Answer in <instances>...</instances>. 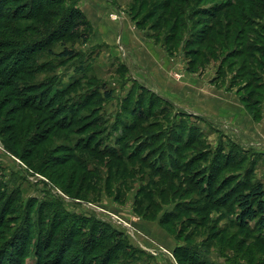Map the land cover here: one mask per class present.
<instances>
[{
	"label": "rangeland",
	"instance_id": "obj_1",
	"mask_svg": "<svg viewBox=\"0 0 264 264\" xmlns=\"http://www.w3.org/2000/svg\"><path fill=\"white\" fill-rule=\"evenodd\" d=\"M68 1L72 2L66 0L65 8ZM151 1L143 6L134 0L105 2L114 10L108 14L110 19L117 20V15L125 13L136 26L132 14L148 26L161 13L157 9L148 10ZM224 1L228 2L203 0L201 3L215 2L222 6L227 3ZM76 4L81 9L78 0ZM15 5L16 2H11L5 7ZM259 10L261 13L262 9ZM221 14L222 10L217 19L225 24L228 19H220ZM84 16L91 25L90 32L80 26L76 34H66L59 40L46 42L42 48H34L38 51L28 65L29 81L36 86L30 92L22 87L21 93L26 98L21 101L29 99L41 109L35 110L29 119L24 116L15 141L9 138L11 134L6 127L16 124L19 113L26 114L31 109L16 106L18 101L5 94L8 87L0 81V185L4 187L0 191V209L8 213L2 223L0 243L10 241L17 246L16 250L11 244L8 246V251H13L9 256L21 258L20 264H33L37 247L48 231L51 244L43 251L54 257L60 243V229L50 223L55 215L61 217L66 212L68 224L63 228L77 221L73 226L81 229L74 240L85 237L91 224L96 234L105 226L106 233L110 227L121 234L120 239L129 245V250L114 264H180L175 252L181 249L189 252L191 248L205 264H264V243L255 239L260 231L254 221L245 227L240 225L234 200L237 189L257 181L264 185V153L257 151L254 144H246L247 140L228 127L224 128L226 123H221L222 127L214 119L186 115L189 111L150 89L147 81L136 74V53L122 42V30L116 33L114 44L108 43L104 36L97 35L85 13ZM260 20L264 22V17ZM179 27L175 52L170 54L164 48L169 55L180 53L179 58L183 61L184 57L187 63L184 50L179 48L185 40L195 47H213L210 40L200 44L207 25L190 23L187 34L184 27ZM259 30L264 33L262 27ZM261 38L264 43V35ZM249 42L242 36L239 44L231 41L226 46L243 47L244 54L228 58L221 71L223 81L215 83L230 88L239 100L237 87L248 75L237 80L233 76L243 61L246 60L248 69L253 63ZM65 47L73 51L72 56L57 54ZM198 59L199 64L205 63L201 55ZM218 62L204 66V81L217 74ZM210 79L207 82L211 83ZM230 82L233 87H229ZM142 86L171 102V112L161 115L163 103L148 98L150 94L144 93ZM252 89L244 86L239 92L248 93ZM257 93L258 97L253 98L259 99L260 121L264 116V89ZM47 100L50 106L45 103ZM148 106L152 114L145 118L130 111L136 107L146 110ZM154 111L158 112L157 116L153 115ZM173 111L174 122L170 124L169 114ZM188 127L190 131L186 130ZM18 135L23 136L25 143L19 144ZM170 139L167 146L165 140ZM81 145L90 148L79 150ZM93 147L95 153L88 150ZM217 153L224 154L229 161H218ZM78 155L82 161L72 168V156ZM62 167L66 170L57 176ZM42 205L44 213L38 218ZM22 211L29 214H21ZM244 248H251V254L243 256ZM100 254L93 250L87 259L97 263Z\"/></svg>",
	"mask_w": 264,
	"mask_h": 264
},
{
	"label": "trees",
	"instance_id": "obj_2",
	"mask_svg": "<svg viewBox=\"0 0 264 264\" xmlns=\"http://www.w3.org/2000/svg\"><path fill=\"white\" fill-rule=\"evenodd\" d=\"M19 1L20 0H0V81L2 85L8 87L5 94L9 95L15 101H18L16 106L28 110L31 109V111H27L26 114H18L15 119V123L18 124L17 127L16 124L6 127V130L10 131L11 134L9 138H12L14 141L16 140L17 134H19L18 126L23 118H25L24 116H27L29 119L35 110L41 109L40 105L39 107H35L37 103L30 102L29 99H27V102L21 101L23 98H26L21 93L22 87L25 88L26 91H29L30 88L36 86L35 83L29 81L31 79L29 75V60L32 61L33 56L38 51L37 49L44 47L46 42H54L66 34H76L80 26H85L89 32L91 31V25L88 19L76 4L77 0H72L71 3L68 1L67 8L63 5L66 0H21V4H19ZM134 1L139 2V5L141 4L140 6L146 5L148 2V0H140L141 3L139 0ZM202 1L203 0H158L156 2L155 0H152L149 3L151 7L148 8V10L157 9L160 10L161 13H159L158 17H156L148 26L142 25L140 19L132 14L130 15L131 19L135 22L136 27L141 30L148 29L151 31L148 36L154 38L156 42H160L170 54L175 52L176 45H174V43L175 40H178L176 34L179 32L180 25L186 30L185 34L189 33L187 25L190 23L193 24V26L202 23L207 25L206 29L203 30L201 34L200 44L204 41L210 40V43L213 42V47H211V49H208V46L205 48L195 47V45L188 40L187 43L186 40L185 42L183 41L179 48L184 50V55L187 59V70L190 72L203 71L206 64L211 61L218 62L219 59L217 74L211 79V81L216 84H218L216 81H223L221 71H223L224 62L228 58H235L244 54L243 47L226 48V46L231 43V41H238L239 44L241 37L246 36L250 40L249 52L253 59V63L252 65H249L250 69H248L245 67L247 66L245 63L246 60L243 61L238 67L235 76H233V80L248 75V79H246L241 85H238L237 92L240 96V101L251 114L252 118L254 120H259L261 118L257 106L259 99H254L253 96L258 97V90L261 88L264 89V43L261 38L264 33L259 30L261 27L264 29V22L260 20L262 16L264 17V0H228V2L224 1L227 3L222 6L217 5L215 2H212L211 4H203L201 3ZM11 2H16V5L11 6L9 9L7 6L5 7V5L10 4ZM228 3L230 4L229 6H227ZM259 9H262L261 13H259ZM221 10L223 14L220 15V19H228L225 24L220 23V20L217 19ZM130 11L131 9L128 12ZM148 18H151V16L149 15ZM27 19L32 22L29 24L24 23L23 20ZM208 19L211 21L209 22ZM22 23H24V25H22ZM234 25H236V30L233 32ZM171 43L173 45H171ZM35 47L37 49H34ZM57 54L59 56L70 57L73 55V51L65 47ZM200 55L203 57L204 64H199L200 61L198 58ZM232 64L234 63H231V65ZM196 65L199 66L195 67ZM228 69H230V67ZM222 75H224V72ZM17 81L22 85H18ZM233 86L234 84L230 82L229 87ZM244 86H252L253 89L248 93H240ZM142 87L144 93L148 92L150 94L148 95V98H155L159 103H163V105H161V110L159 111L161 115L171 112L170 109L173 107L171 102L149 88ZM35 91L37 92V90ZM153 94H155V96ZM251 98L253 101H251ZM45 103H49L48 100ZM148 103L150 105L149 100ZM150 109V106H148L146 110L143 107H136L130 111L133 115L139 118H145L146 115L152 114V111H149ZM179 112L183 113L184 111L179 110ZM185 114L193 116L188 112ZM153 115L157 116L158 112L154 111ZM174 117L175 112L173 111L169 114L168 121L170 124L174 122ZM60 127L64 128L65 125H61ZM186 130L190 131V127L186 128ZM3 131L5 130L3 129ZM18 138L19 144L25 143L23 136L18 135ZM187 141H185V143L187 142V144H189L190 141L188 139ZM165 142H167L166 144L168 146L171 143V139L168 141L165 140ZM82 148H90V146L81 145L78 149L81 150ZM88 150L94 153L96 152L94 147ZM108 153L113 154V151H109ZM78 156H72V168H74V166H79L80 161H82L81 156ZM119 158L121 157L119 156ZM217 158L218 161L222 163H227L229 161L222 153H217ZM58 164H60L59 166L62 165V163ZM65 170L66 168H59L58 172L61 173L57 176L62 175ZM0 186L2 187L0 188L1 191L4 187L2 185ZM13 191H18L19 193L20 190L13 189ZM234 200L239 209L237 221H239L240 225L243 227L247 226L249 222L254 221V226L260 231L258 237L261 238L259 239L258 237H255V239L258 242L264 243L263 182L257 181L245 185L240 190L237 189L235 191ZM44 206L42 205L39 207L38 218L40 217V214L41 216L43 215ZM26 213L29 214V211H22L21 214L26 215ZM6 214H8L6 210L0 209V234L2 232L1 229L4 227L2 223L5 220ZM57 217L58 216L55 215L50 223L60 229L58 231L60 243L56 245L57 249L54 253V257H48V253L43 251L49 246V244H51V234L47 231L44 232L45 235L42 244H39L40 247H37V251L35 252L37 259L33 264H114V261L120 258L121 255L128 253L129 245L126 243L124 244V239H120L121 234L118 231L112 230V228L109 227V233H106L104 229L105 226L104 228H99L98 234H96V232L93 231L94 224H91L89 232L85 237L83 235L80 239L74 240L73 238L76 234L78 235V233H81L79 227L73 226L76 225L77 221L75 223L73 222L72 226L69 224L68 227L63 228L65 226L64 224L67 223L68 213L63 212L61 217ZM73 219L75 218L73 217ZM27 224L29 225V223ZM9 242L10 241L0 243V264H20L23 261H21V258L17 259V257L9 256L13 253L12 250L8 251V246L11 244ZM11 245L15 248L14 250H16L17 246L13 245V243ZM93 250L101 253L99 255L101 256L100 260L97 263H92L91 259H87L89 257L88 255ZM7 251L9 252L8 254ZM250 252L251 248H244V251H241V254L247 256L248 254H251ZM175 253L179 258L180 264H205L203 260L197 257L195 250L192 248L189 252H184L181 249L179 252ZM68 254L70 255L68 256Z\"/></svg>",
	"mask_w": 264,
	"mask_h": 264
},
{
	"label": "crops",
	"instance_id": "obj_3",
	"mask_svg": "<svg viewBox=\"0 0 264 264\" xmlns=\"http://www.w3.org/2000/svg\"><path fill=\"white\" fill-rule=\"evenodd\" d=\"M105 1L78 0L94 31L98 36H104L108 43L114 44L116 33L122 30V42L136 53V74L147 81L150 89L192 115L205 120L214 119L220 126L226 123L224 128L228 127L238 137L247 140L244 141L246 144H254L257 151L264 153V116L260 121L254 120L230 88L207 82L212 75L204 81L206 71H188L185 58L183 61L179 58L180 53L169 55L160 43L148 36L149 33L134 26L125 13L117 15V20L110 19L108 14L114 10ZM175 73L183 75L177 78Z\"/></svg>",
	"mask_w": 264,
	"mask_h": 264
}]
</instances>
